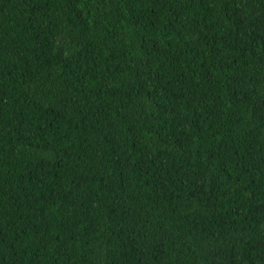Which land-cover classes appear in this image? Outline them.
<instances>
[{"label": "trees", "instance_id": "16d2710c", "mask_svg": "<svg viewBox=\"0 0 264 264\" xmlns=\"http://www.w3.org/2000/svg\"><path fill=\"white\" fill-rule=\"evenodd\" d=\"M0 264H264V0H0Z\"/></svg>", "mask_w": 264, "mask_h": 264}]
</instances>
